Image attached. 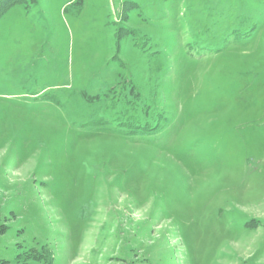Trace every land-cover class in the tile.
I'll list each match as a JSON object with an SVG mask.
<instances>
[{"label":"rangeland","instance_id":"obj_1","mask_svg":"<svg viewBox=\"0 0 264 264\" xmlns=\"http://www.w3.org/2000/svg\"><path fill=\"white\" fill-rule=\"evenodd\" d=\"M0 264H264L261 0L2 15Z\"/></svg>","mask_w":264,"mask_h":264},{"label":"trees","instance_id":"obj_2","mask_svg":"<svg viewBox=\"0 0 264 264\" xmlns=\"http://www.w3.org/2000/svg\"><path fill=\"white\" fill-rule=\"evenodd\" d=\"M35 0H0V18L6 13L11 7L15 5L29 6L34 3Z\"/></svg>","mask_w":264,"mask_h":264},{"label":"snow or ice","instance_id":"obj_3","mask_svg":"<svg viewBox=\"0 0 264 264\" xmlns=\"http://www.w3.org/2000/svg\"><path fill=\"white\" fill-rule=\"evenodd\" d=\"M261 7L264 8V0H261Z\"/></svg>","mask_w":264,"mask_h":264}]
</instances>
